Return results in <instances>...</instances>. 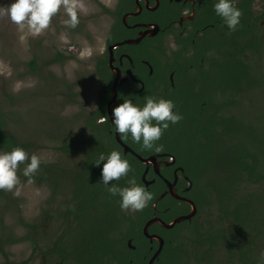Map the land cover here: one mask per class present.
<instances>
[{
  "label": "flooded vegetation",
  "instance_id": "af4514ba",
  "mask_svg": "<svg viewBox=\"0 0 264 264\" xmlns=\"http://www.w3.org/2000/svg\"><path fill=\"white\" fill-rule=\"evenodd\" d=\"M92 1L108 24L98 51L84 60L87 68L66 51L45 63L78 66L73 81L61 85L66 116L56 118L57 144L49 147L61 162L42 160L33 176L46 191L32 224L35 247L17 261L10 258L23 251L1 249L0 264H177L180 250L201 257L211 242L213 188L203 191L198 178L216 149L230 143L232 122L246 124L245 113L259 107L264 0H235L241 16L232 31L214 12L215 0ZM30 60V70L38 69L36 56ZM145 96L171 99L182 116L155 142L163 145L160 152L143 149L111 124L115 105L131 99L142 106ZM113 149L131 166L117 185L134 179L152 193L140 211H122L119 197L99 183L100 166L93 162ZM224 157L230 164V153ZM6 195L0 190V198ZM191 210L170 226L162 223Z\"/></svg>",
  "mask_w": 264,
  "mask_h": 264
},
{
  "label": "rangeland",
  "instance_id": "374dc122",
  "mask_svg": "<svg viewBox=\"0 0 264 264\" xmlns=\"http://www.w3.org/2000/svg\"><path fill=\"white\" fill-rule=\"evenodd\" d=\"M10 2L11 0H0V5L6 7ZM76 4L78 23L74 28H68L63 23L66 13L61 7L52 16L49 26L39 35H32L26 28L19 30L9 20L7 13L0 14V92L7 91L10 95L6 98L7 103L10 104L7 112L11 121L8 125L22 139L32 142L33 144L30 145L33 147V153L46 162H61V154L49 147L57 144V140L52 136L54 129L58 130L56 118L66 116L61 85L64 81L66 83L73 81V73L78 65L74 66L73 61L68 60L47 65L45 63L56 54V51H66L75 56V59L81 60L82 69L87 68L88 64L85 65L84 60L98 51L108 24V18L101 13L99 5L92 0H76ZM34 55L39 68L30 70L26 61ZM43 59L46 60L43 61ZM261 71L264 72V65ZM262 83L258 99L259 107L253 109L248 118L246 116V125L257 128L256 136L264 139V75ZM230 137L229 134L227 138L230 139ZM253 142L252 139L251 142L245 143L246 148H255L256 144ZM260 142L259 140L257 146ZM223 146L225 147L217 149L214 147L216 151L206 166L207 170L198 178L203 191L218 184L217 179L221 176L227 175L229 179H232V175L236 173L224 157L230 153V148L227 144ZM23 167V164H19L17 169V175L21 178L23 185L20 195L15 196L11 191H7L6 198H0V250L23 251L18 255L14 253V257L10 258L16 261L21 259L20 256H23L26 250L35 247L33 242L35 228L32 224L34 218L40 213L38 209L41 211L45 207L43 197L46 195L45 189L38 190L36 182L26 183V180L20 176ZM223 184L229 186L230 181H225ZM239 185L242 186L241 194L256 191L253 182L244 180ZM227 189L233 190V187L230 186ZM211 191L213 204L209 212L210 233L214 234L223 227L226 230L224 235H226L230 229H234V224L228 225L223 217L218 219L221 210L218 209L217 193L214 189ZM236 191L238 192V189ZM241 194H236L237 199L241 198ZM260 206V209H264V200ZM252 217L255 229L252 232L244 231V237L241 233L239 235L234 233L233 235L237 234V236L231 253H228L221 245L215 249L209 245L201 257L193 260L191 255H186L180 250L177 264H245L236 256L243 247H246L248 238L254 240L252 256L258 254L257 249H261L264 253V212L260 215L258 212ZM236 231L238 230L234 232ZM46 243L47 241L43 239L41 245ZM209 256L212 257L210 261ZM1 259L0 256V261ZM257 259L260 263L264 255Z\"/></svg>",
  "mask_w": 264,
  "mask_h": 264
},
{
  "label": "clouds",
  "instance_id": "9594fccd",
  "mask_svg": "<svg viewBox=\"0 0 264 264\" xmlns=\"http://www.w3.org/2000/svg\"><path fill=\"white\" fill-rule=\"evenodd\" d=\"M61 7L66 13L63 23L68 28H74L78 23L76 0H11L6 7L0 5V14L7 13L9 20L19 30L26 28L32 35H39L49 26L52 16ZM213 9L229 31L235 30L239 25L241 12L235 6V0H215ZM172 47H175L174 44ZM180 119L182 116L175 110L171 99L152 96H145L142 106L133 103L131 99H124L111 109V124L115 131L130 136L143 149L153 152L162 150L163 145L155 142L160 139L169 123L175 124ZM41 163L40 156L35 153L29 155L20 146L0 151V190L20 195L23 185L17 175L18 165H24L21 173L26 178V183H32ZM93 165L100 166L99 183L106 187L110 196L119 197L122 211H140L152 199V193L134 179H129L128 186L125 187L110 183L126 176L131 170L128 160L120 151L113 149L107 155L104 152L98 153Z\"/></svg>",
  "mask_w": 264,
  "mask_h": 264
},
{
  "label": "trees",
  "instance_id": "16d2710c",
  "mask_svg": "<svg viewBox=\"0 0 264 264\" xmlns=\"http://www.w3.org/2000/svg\"><path fill=\"white\" fill-rule=\"evenodd\" d=\"M63 57V54L57 53L53 60ZM29 63L34 66L33 60H30ZM9 96L7 95L4 98L0 95V151H9L16 146H20L28 153L30 144L19 139L8 125V122L11 121L7 112L9 111L10 104L7 103L6 98ZM250 115L246 114L247 118ZM226 133L231 135L229 139L230 143L227 145L230 148V164L234 166L236 173L232 175V179H229L227 175L218 178V184L213 185V189L217 193L218 209L221 210L218 219L225 218L228 225L229 223H232V226L234 224V229H230L227 234L225 233L226 235H224L225 229L223 227H220L218 232L214 234L210 233V246L215 249L221 245L228 253H231L237 234L241 233L242 237H244V231L247 232L246 230H248L252 232L255 229L252 224L254 221L252 216H255L258 212L259 215L264 212V209H260V203L264 200V139L263 137L256 136L257 128L251 125H243L238 121L232 122ZM252 139L256 146L255 148L247 149L245 143L251 142ZM259 140L261 142L257 146ZM203 164L206 165V163ZM244 180L246 182H253L256 191L241 194L240 187L242 186L239 184ZM225 181H230V185L225 186L223 184ZM114 183L117 184V181ZM230 186L233 187V190L227 189ZM236 189H238V192ZM236 194H241V198L237 199ZM235 230L238 231L234 232ZM234 233L237 234L233 235ZM253 245V238H248L246 240V247H243L236 257L245 264H257V258L262 257L264 253H262L261 249H257L258 254L252 256L251 251H254L252 250ZM211 259L212 257L209 256V261ZM258 264H264V259Z\"/></svg>",
  "mask_w": 264,
  "mask_h": 264
},
{
  "label": "water",
  "instance_id": "95a60500",
  "mask_svg": "<svg viewBox=\"0 0 264 264\" xmlns=\"http://www.w3.org/2000/svg\"><path fill=\"white\" fill-rule=\"evenodd\" d=\"M112 101H113V96H112V99H111L109 105L111 104ZM109 105H108V108H109ZM140 158H141L142 160L146 161V158H142V157H140ZM192 212H193V210H191V211H190L187 215H185V216H178V217L174 218L172 221H170V222H168V223H165V222H162V223H163L165 226H170V225L173 224L174 221L179 220V219H181V218H183V217H188L190 214H192ZM155 219H157V218H156V217H152L151 219H149V220L146 222L145 227H147V225H148L149 222H152V221L155 220ZM145 233H147V232L145 231ZM147 234H148V233H147Z\"/></svg>",
  "mask_w": 264,
  "mask_h": 264
}]
</instances>
